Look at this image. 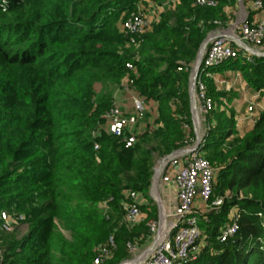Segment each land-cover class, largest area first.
<instances>
[{"label":"trees","instance_id":"obj_1","mask_svg":"<svg viewBox=\"0 0 264 264\" xmlns=\"http://www.w3.org/2000/svg\"><path fill=\"white\" fill-rule=\"evenodd\" d=\"M242 1L249 20L263 15L251 9L255 0ZM236 2L0 0V210L15 208L27 226L20 237H0L1 264H94L109 236L115 247L101 264H119L151 243L147 222L158 210L146 193L154 164L195 136L190 69L207 33L232 20ZM139 9L154 20L130 43L121 26ZM229 60H241L243 80L264 97V56L200 71L213 101L200 151L216 168L213 195H232L206 213V226L199 220L205 244L182 264H264V100L241 131L213 74L237 68ZM126 74L153 114L129 147L103 117ZM129 190L148 200L134 225L123 221ZM235 210L238 229L220 242Z\"/></svg>","mask_w":264,"mask_h":264},{"label":"built area","instance_id":"obj_2","mask_svg":"<svg viewBox=\"0 0 264 264\" xmlns=\"http://www.w3.org/2000/svg\"><path fill=\"white\" fill-rule=\"evenodd\" d=\"M195 5L213 7L216 5V0H195ZM250 5L253 10H259L263 15L255 21L249 20L248 14L245 13L237 23L233 22L227 29L223 27L225 28L223 33L214 34L204 50L196 78L194 105L191 109L195 125L199 122L197 113L204 115L213 107V101L206 95L200 71L216 67L225 60L238 56L250 61L253 55H264V50L260 48L264 42V1L255 0ZM153 20L152 16L139 9L129 15L121 28L129 38V42L135 43L136 38L151 26ZM125 66L128 72L133 70L131 62H127ZM180 69L181 67H178V70ZM122 84L130 88V108H127L124 100H116L105 111L103 117L107 123L108 132L119 137L125 147H129L137 140L136 129L139 124L143 123L148 107H146V99L137 95L134 80L128 74L122 79ZM253 97L248 101L247 107L252 122L254 121L252 111L255 105ZM149 123H152V119ZM183 126L188 129L187 124ZM203 136L204 134H196L195 139L189 138L190 143L175 150L161 167L159 180L153 188L160 184H173L175 204L171 210L163 206L158 218L147 222L152 240L140 255L128 258L119 264L133 261H135L133 264H182L198 258L205 244L198 216L209 211H217L227 196L213 198L216 168L200 151ZM158 163L155 168L160 166ZM140 196L135 190H129L125 194L123 221L127 225L137 224L143 218L139 209ZM195 205H198V208ZM100 206L105 207V202ZM22 217L20 215L18 219ZM238 218V210L233 211L230 223L224 225L219 231L217 238L220 242L226 241L236 233ZM10 224L11 221L6 217L5 212L0 211V228H8ZM114 247L113 237L109 236L107 243L100 247L98 254L93 258V263L101 264L108 259ZM131 249H133L132 246Z\"/></svg>","mask_w":264,"mask_h":264},{"label":"rangeland","instance_id":"obj_3","mask_svg":"<svg viewBox=\"0 0 264 264\" xmlns=\"http://www.w3.org/2000/svg\"><path fill=\"white\" fill-rule=\"evenodd\" d=\"M236 1L237 2H236L235 6L233 7V10H232V20H230V22L228 23V25L225 28L231 26V24L234 21H236L237 19H240L242 17L241 15L244 12H246V7L244 6V4H243V8H242L239 5L238 0H236ZM165 5H167V3ZM240 64H241V60L236 61L235 63L233 61L229 60L225 65H234L232 67H237V68L230 69V70H225L221 76L220 75H216L214 77H215V80L217 81V84L219 85L218 87L219 88H223L224 90H226V92H228V94H230L229 97H228V98H231L230 102L226 101L227 103L224 105V107L225 108L227 107V109H233L234 110L235 115L237 116V119H238L239 129L241 131H243L246 128L252 126V124H253V122L251 120V115L249 114V111L247 110V107H248V101L251 100L253 95H257L258 92H256L253 89H251L245 83V81L243 80L241 70L238 69V67H240ZM188 83H189V80H188ZM188 83H187V86L189 85ZM129 91H130V88L126 87L124 84H122V81H121V86L120 87H116L115 91H114L115 92V96H116V100L117 101L124 100L126 105H127V108H130V102H129L130 94H129ZM135 91H136L137 95L140 96L138 94V91L137 90H135ZM118 98H119V100H118ZM253 98L255 100V105H254V108H253V111H252L253 114H254L255 112H258L259 110L262 109V104H263L264 97L262 95L258 94L256 97H253ZM146 107H148V106L146 105ZM147 113L145 114V118L142 121L144 123H148L149 120H151L152 117H153V114H151V113L147 114ZM197 115H198L197 117H198L199 122L196 125L194 124V121L192 120L194 133H195V135L196 134H199V135L200 134H204L205 130L207 128V126L205 124V117H204V115H202L200 113H197ZM191 117H193L192 112H191ZM193 139H195V136L193 137ZM159 160L160 159H158V161ZM158 161H156L155 164ZM155 164H154V167H153L154 171L156 170ZM149 192H150V189H148L146 194L149 195ZM225 195L231 196L232 193H231L230 190H227V191H225ZM239 196H240V198L243 197L244 193L242 191H239ZM214 197H216V194L213 195V198ZM151 202H152V204L157 205V201L153 200ZM0 211H4L5 214H6V217L9 218V220L11 221L10 227H8V228H5V227L0 228V237L3 234L11 233L13 231H17V235L20 237L26 231V228H27L26 224H22V223L18 222L19 221L18 217L21 214L20 213L17 214L16 213L17 210H15V208H13V207L11 209L2 208ZM16 214H17V217H14ZM205 216H206V214H199V216H198L199 220L203 222V223H201L202 226L203 225L206 226L205 224L207 223V219H206ZM229 223H230V220H229ZM199 227H200V223H199ZM200 229H201V227H200ZM201 231H202V229H201ZM64 234L67 237H69V234L67 232H64ZM0 244H1V240H0ZM146 247H142V249L134 252V254H132V256H130V258H134L133 256L140 255L141 251L143 249H145ZM1 249L2 248L0 247V264H1L2 260H3V253H2Z\"/></svg>","mask_w":264,"mask_h":264},{"label":"water","instance_id":"obj_4","mask_svg":"<svg viewBox=\"0 0 264 264\" xmlns=\"http://www.w3.org/2000/svg\"><path fill=\"white\" fill-rule=\"evenodd\" d=\"M238 2H239V5L243 8V1L238 0ZM237 21L238 20H236L235 23H237ZM224 29L225 28H217V29H214L211 32H209L206 35V37L204 38V40L202 41V43L198 49V52L196 54V57L194 59V62L192 64L190 74H189L188 93H189V101H190V110L192 109V107L194 105V89H195V84H196V78H197L199 68H200V61H201L202 55L204 53V50H205L207 44L209 43L210 39L213 37V35L223 33ZM262 56H264V55H262ZM191 112H192V110H191ZM192 119H193V117H192ZM173 152L168 154V155H165L164 157H162L159 160L158 164L160 166H158L156 168V170L154 171L153 176H152V182H151L152 187L157 184V182L159 180V174H160L161 167L165 164V162L169 159V157L173 154Z\"/></svg>","mask_w":264,"mask_h":264},{"label":"crops","instance_id":"obj_5","mask_svg":"<svg viewBox=\"0 0 264 264\" xmlns=\"http://www.w3.org/2000/svg\"><path fill=\"white\" fill-rule=\"evenodd\" d=\"M250 7H251V5H250ZM251 9H252V7H251ZM245 13H247V9H246V12H244L241 16H243ZM260 17H261L260 14L254 15L252 17V20L256 21ZM237 20H239V19H237ZM261 49L264 50V46L261 47ZM213 74H214V76L217 75V73H213ZM118 100H119V98H118ZM148 104H149V102L146 101L147 106H148ZM141 124L144 128L146 123L143 122ZM157 163L155 164V167H156ZM153 187L150 185V187H149L150 192H149V195L148 194L147 195H148V199H150L151 201H153V200L157 201L156 207L158 209V214H159L160 209L163 208V206L166 209L171 210V208L175 204V188H174L173 184H171V183L160 184V185H158V187H155V188H153ZM139 202H140V204H148V200L143 196H140ZM195 207L198 208V205L197 206L195 205Z\"/></svg>","mask_w":264,"mask_h":264},{"label":"bare ground","instance_id":"obj_6","mask_svg":"<svg viewBox=\"0 0 264 264\" xmlns=\"http://www.w3.org/2000/svg\"><path fill=\"white\" fill-rule=\"evenodd\" d=\"M134 262H135V261H133V262H131V263L127 262V263H125V264H128V263H129V264H133Z\"/></svg>","mask_w":264,"mask_h":264}]
</instances>
